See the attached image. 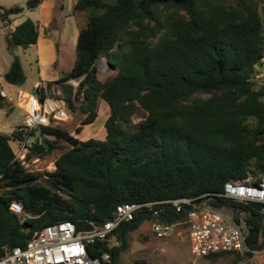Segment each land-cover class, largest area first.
I'll return each instance as SVG.
<instances>
[{
	"label": "trees",
	"instance_id": "trees-1",
	"mask_svg": "<svg viewBox=\"0 0 264 264\" xmlns=\"http://www.w3.org/2000/svg\"><path fill=\"white\" fill-rule=\"evenodd\" d=\"M41 2L0 5V20L10 25L14 16ZM80 14L85 22L74 66L50 82L80 79L77 91L66 95L68 111L82 116L76 135L54 119L27 131L32 138L28 158L61 150L56 168L34 171L15 158L13 141L24 138L19 126L9 135L0 133V254L25 246L36 230L54 222L70 220L81 230L113 218L119 204L160 201L154 206L157 217L143 208L133 221L118 226L119 245L103 240L88 246L93 257L112 253V261L104 264H118L128 233L144 219H185L187 210L178 211L168 200L221 193L226 181L250 175L258 184L264 173V86L257 77L264 57V19L259 0H77L74 15ZM39 35V23L31 18L8 31L13 58L6 82L25 83L14 48L36 43ZM102 57L116 69L105 80L98 76ZM102 100L109 106L105 137L81 139L77 135L98 118ZM138 108L146 116L130 129ZM13 199L30 217L22 220L12 212ZM212 203H232L251 212L246 216L249 250L242 257L264 248L262 204L225 197ZM238 260L235 254L230 264Z\"/></svg>",
	"mask_w": 264,
	"mask_h": 264
},
{
	"label": "built area",
	"instance_id": "built-area-1",
	"mask_svg": "<svg viewBox=\"0 0 264 264\" xmlns=\"http://www.w3.org/2000/svg\"><path fill=\"white\" fill-rule=\"evenodd\" d=\"M264 66V57L261 60ZM259 83L264 86V76L258 75ZM80 79H70L61 83L50 84L40 81L36 93L28 97V107L23 123L18 130L24 138L14 140L15 158L32 170L31 161L38 157L28 158L31 139L27 131L48 125L53 119L59 123L69 118L66 93L62 83L72 85V93L78 88ZM0 96L8 97L4 88ZM264 137V135H263ZM1 190V189H0ZM218 197H225L236 202L260 203L264 214V173L258 184L253 183L250 175L243 180H229L224 183L223 192L205 193L199 196H184L173 202L178 211L187 210L184 220L172 223L152 220L151 228L156 236L170 237L180 226L188 230L190 250L194 258L216 253L231 252L243 254L249 250L247 236L249 226L246 216L251 212L230 204L216 206L212 203ZM160 202V201H158ZM158 202H125L116 207L113 218L102 222H90V226L79 230L70 220L54 222L38 229L25 246H15L0 254V264H104L112 261V253L104 251L98 257L89 254L88 246L97 241L116 239L115 230L123 222H130L143 208L157 217L159 211L154 210ZM166 202V201H165ZM10 209L22 220L30 217L23 209L22 203L16 199L10 202Z\"/></svg>",
	"mask_w": 264,
	"mask_h": 264
},
{
	"label": "rangeland",
	"instance_id": "rangeland-1",
	"mask_svg": "<svg viewBox=\"0 0 264 264\" xmlns=\"http://www.w3.org/2000/svg\"><path fill=\"white\" fill-rule=\"evenodd\" d=\"M260 12L264 19V0H259ZM65 18L62 14L56 11L55 19L52 24L48 25L46 34L56 40V44L60 41V47L55 50V56L58 58L50 61L54 54L49 55L42 71L51 72L58 70L60 72H68L72 70L76 59V42L80 27L85 22L84 14L78 16H71ZM35 21V20H34ZM37 22V21H36ZM8 28H3V22L0 20V64L1 66L9 67L13 55L8 49L7 42ZM14 52L20 56L24 70L26 72V81L21 86L28 89L30 93L35 94L34 84L38 79V55L33 47L18 45L14 48ZM55 57V58H56ZM98 76L101 80L114 75L116 69L112 67L105 57L98 61ZM257 74L264 76V66L257 65ZM259 81V80H258ZM4 88L7 92H11L7 82L0 81V89ZM195 97L205 98L207 95L196 94ZM2 105L0 106V133L11 134L25 119L26 112L19 106L11 103L8 98H1ZM14 105L13 109H10ZM109 116V106L105 101L100 103L99 116L92 124L84 126L82 132L77 135L83 140L89 138L103 139L106 135L105 121ZM146 112L142 108H138L132 115V123L127 125L128 128L133 129L134 126L143 120ZM81 114L78 112L70 113L67 120L61 123L63 126L75 133V128L80 124ZM104 135V136H103ZM61 150H56L47 157L39 158L31 161V169L40 172L53 171L55 160ZM253 177V176H252ZM150 219H144L140 226L128 233L127 248L123 250L118 257V264H132L135 260L144 259L148 264H230L233 256H222L216 260H212L207 256L194 258L190 250V241L188 237V230L185 226H180L175 233L170 237L161 238L155 235L151 228ZM110 245H119L120 242L116 238L109 241ZM238 264H264V248L261 251L255 252L251 257L243 256L238 260Z\"/></svg>",
	"mask_w": 264,
	"mask_h": 264
},
{
	"label": "crops",
	"instance_id": "crops-1",
	"mask_svg": "<svg viewBox=\"0 0 264 264\" xmlns=\"http://www.w3.org/2000/svg\"><path fill=\"white\" fill-rule=\"evenodd\" d=\"M77 0H42V2L39 4L38 7L35 9H27L22 14L14 16L12 22L10 25H5L3 23V28H8V31L11 29H14L16 25L21 23L26 18H31L39 23L40 26V35L38 37V40L34 44H30V47H33L38 55V79L36 80L34 84V89L37 88L40 81H48V82H54L56 81L60 76V71L53 70L51 72H44L42 71V67L44 65L45 59L48 58L49 55L54 54L50 58V61L56 59L53 62L57 61V57L55 56V50H58L60 47V41L58 44H56V40L46 34L48 25L52 24V21L55 19L56 11L60 12L62 16L65 18V21H67L69 17L75 16L74 15V5ZM27 0H0V5L3 6H12V5H25ZM79 33V32H78ZM56 57V58H55ZM43 58H45L43 60ZM12 62V61H11ZM10 62V64H11ZM10 67V65H9ZM8 67V68H9ZM6 66H1L0 64V81H5L4 79V73L8 70ZM6 82V81H5ZM9 85V89L11 92L8 93V100L22 108L25 112L28 107V97L32 94L29 92L28 89H24L21 86L13 85L7 82ZM14 105L10 107V109H13ZM238 255V254H237ZM242 258V257H241Z\"/></svg>",
	"mask_w": 264,
	"mask_h": 264
},
{
	"label": "water",
	"instance_id": "water-1",
	"mask_svg": "<svg viewBox=\"0 0 264 264\" xmlns=\"http://www.w3.org/2000/svg\"><path fill=\"white\" fill-rule=\"evenodd\" d=\"M61 88L63 89V91L67 94L70 95L72 93V85L68 84V83H62L61 84ZM231 207H234V205H231ZM263 233H264V229H263ZM242 257V254H238V259L240 260Z\"/></svg>",
	"mask_w": 264,
	"mask_h": 264
},
{
	"label": "bare ground",
	"instance_id": "bare-ground-1",
	"mask_svg": "<svg viewBox=\"0 0 264 264\" xmlns=\"http://www.w3.org/2000/svg\"><path fill=\"white\" fill-rule=\"evenodd\" d=\"M104 136V135H103Z\"/></svg>",
	"mask_w": 264,
	"mask_h": 264
}]
</instances>
